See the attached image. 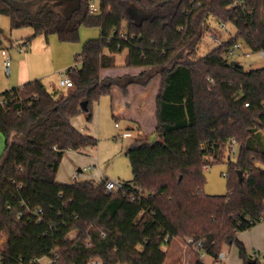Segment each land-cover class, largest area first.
I'll list each match as a JSON object with an SVG mask.
<instances>
[{"label": "trees", "instance_id": "obj_1", "mask_svg": "<svg viewBox=\"0 0 264 264\" xmlns=\"http://www.w3.org/2000/svg\"><path fill=\"white\" fill-rule=\"evenodd\" d=\"M38 1L0 0L12 29L34 30L24 47L40 34L76 43L83 26L101 32L65 69L73 80L65 92L40 78L2 91L0 264H168L179 238L202 242L192 264L218 257L226 244L244 264H264L238 239L264 216V66L232 65L230 53L238 42L264 51V0H100L96 13L91 0H77L67 15ZM212 19L236 31L199 56ZM125 50V65L141 72L103 76ZM157 75L159 138L128 146L133 178L111 191L105 179L58 181L66 150L98 144L72 118L84 113L90 122L102 95L114 87L126 95ZM225 158L228 191L206 194L205 170Z\"/></svg>", "mask_w": 264, "mask_h": 264}, {"label": "rangeland", "instance_id": "obj_2", "mask_svg": "<svg viewBox=\"0 0 264 264\" xmlns=\"http://www.w3.org/2000/svg\"><path fill=\"white\" fill-rule=\"evenodd\" d=\"M60 0H39L40 5L44 8L46 6H54L60 13L69 14L70 11L76 7L77 0H62L58 5ZM96 5H100V0H94ZM75 2V3H74ZM75 4V6H74ZM73 7V8H72ZM71 9V10H70ZM132 11V10H131ZM213 25H215V29L210 30L205 33L203 36L202 43L200 44L197 54L199 56H203L206 52L214 48L218 45L219 41L211 38V33H215L220 41L227 40L229 35H232L236 31V27L234 24L226 23L222 28L220 27L219 22H215L214 19L211 21ZM0 84L1 82L6 83L8 79L12 78V76H7L4 72L3 66V51H6L11 56V62L13 64L16 63V59L18 57L17 54H26L29 52V49L26 47H20L16 44L17 40L22 39L21 35H18V32L21 31L23 34L22 36L30 35L33 29L30 27L25 28H15L12 29L10 26V18L7 15L0 13ZM101 29L98 27H82L80 32V39L76 43H66L60 42L57 35L52 34L48 37L49 41H52L53 52L51 54H47L42 57L43 62H40L38 65V69H41V73H46V76H50L48 78L49 82H53L55 85L60 80V73L63 70L67 69L68 67L75 65V55L80 52L85 44V42L89 39H93L95 37L100 36ZM19 36V37H17ZM17 37V39H16ZM14 42L11 44L9 40ZM32 41V40H31ZM24 43V42H23ZM22 43V45H23ZM31 43V42H30ZM29 43V45H30ZM126 51L122 53H117L115 55L116 58V66L118 68L125 67V54ZM250 53L249 56L246 54ZM30 64L36 65L37 62L34 58H30ZM232 60H236L240 62L245 68H255L264 66V58L259 56V52L252 51L250 48L246 47L243 44V47L236 48L234 54L231 55ZM65 63H70L65 66ZM3 69H2V66ZM117 68V69H118ZM103 69L101 73L103 74ZM120 70H112L110 73H119ZM130 76H136L138 74H133L127 72ZM124 75V74H123ZM104 76V74H103ZM115 76H122V75H115ZM55 81H54V80ZM47 80V79H46ZM47 80V81H48ZM7 88H3L2 91L6 90ZM114 89H119L118 87H114ZM59 90L65 92L67 87H59ZM0 91V96L2 94ZM112 97L111 95H102L98 100H95L93 105V117L92 120L89 122L86 120L85 114L80 113L79 115L72 118V121L75 123V126L78 127L80 130L87 131L91 135L98 137V145L96 148L91 149L87 147L85 149V153H77L73 152L72 150H66V154L59 166L58 175L62 177L64 180L67 181H75L72 178V175L76 172L78 173V169H84V166H89L90 169L85 170L83 174L79 176L78 181H83L86 179H101V178H108L110 180L114 179H121V181H130L133 178V171L132 167L129 163V158L126 155V150L128 146L135 141H154L157 140L156 134L150 135H143L140 139H135L130 137L128 134V126L131 125L128 119L124 117H114L112 112ZM117 123V125H116ZM135 130H138L136 124H132ZM1 140H3V147L0 151V155L4 151L5 147V137L0 132ZM1 143V142H0ZM231 159H235L238 155V146H235L233 152H229ZM229 162L227 158L222 161L215 162L207 167L205 170V179L206 183L204 186V191L206 194H215V195H224L228 191V178H226V173L228 172ZM93 168V169H92ZM180 239V240H179ZM178 240L182 242V239L179 238ZM4 242V237L0 238V244L2 246ZM186 245V243H183ZM165 248H168L165 246ZM188 251L192 252V261L193 255L195 252V248L187 247ZM187 253V252H186ZM187 257V256H186ZM184 257L181 255L180 252L175 250L172 246L168 248V264H189V257ZM205 262L208 264L212 263L213 259L211 256L204 257ZM43 263H47V259L44 258L42 260ZM192 264V263H190Z\"/></svg>", "mask_w": 264, "mask_h": 264}, {"label": "crops", "instance_id": "obj_3", "mask_svg": "<svg viewBox=\"0 0 264 264\" xmlns=\"http://www.w3.org/2000/svg\"><path fill=\"white\" fill-rule=\"evenodd\" d=\"M33 33H34V30L30 33V35L22 36L23 34L21 33V31H19L18 35L19 36L21 35L22 39L21 41L17 40L16 44L20 46L21 48L24 47L22 46V43L25 41L27 37L31 36ZM9 42H11V44L14 43L12 42L11 39L9 40ZM52 46H53L52 41H49L48 38H46L43 34L35 36L32 39L30 45L27 47L29 49V52H27L26 54H17L18 57L16 59V63L13 64L12 62V68H11L10 74L9 75L6 74L7 76H12L13 74L14 75L12 78L5 81L6 83L1 82L0 91H2V89L5 87L7 89L17 87L28 81H32V79H36V78L42 79L45 85L47 86V88H49L50 90H59L60 80H58V82L56 83L58 85H55L53 82H49V81H52V79L48 80V78L50 77L49 75L46 76L45 75L46 73H41V69H38V65L40 64V62H43L42 57L47 54H51L53 52ZM30 58H34L37 64L31 65L29 61L31 60ZM68 64L65 63V66ZM124 66L125 67H121V68L112 67L110 69H105L103 71V74L104 76L123 75L127 72H130L133 74H139L142 70V67H129L126 65ZM2 69H3V66H2ZM112 70H120L121 72L120 74L110 73L112 72ZM159 83H160V75H157L147 85L131 84L128 86L129 91L126 95L123 93L121 89L113 88L114 90L112 93L113 97H112V103H111L113 115L114 117H124L125 119H128L131 124L128 126L129 131H128V134H125L126 136L129 135L132 138L140 139L142 138L143 135L146 136L150 134H156L157 137H159V135L156 133L157 118H155V110H156L155 99H156L157 92L159 90ZM132 124H136V126L138 127V130H135L134 127H132ZM2 141L3 140H1V137H0V142H1L0 151L3 147ZM72 151L81 153V154L85 153V149H83L82 151H75V150H72ZM83 168L84 169H81V168L78 169V179H79V176L83 174L85 170L90 169V165L84 166ZM73 175H72V178L74 179ZM57 179L58 181L62 183L71 182V181L65 182L66 180H64L58 174H57ZM102 179H108V178H101L98 180L93 179V180L95 182H99ZM238 239L244 242L249 253L255 256L258 255L260 260L264 262V219L257 222L256 226H254L253 228L241 231L238 234ZM179 240L178 239L174 240V243H172V245L170 246H172L175 250L180 252L181 255H183L184 257L186 256L189 257L188 258L189 264L192 263V260H191L192 252L188 251L187 249L189 245H187L186 240L182 239V242ZM184 242L186 243V245L183 244ZM189 247L194 248L193 246H189ZM222 252L226 256L222 264H244L243 259H241L240 255L238 254L239 253L238 247L235 244L224 245L222 248ZM205 256L206 254L201 255L203 260ZM211 257L213 259L211 264H213L215 261V257L213 256ZM205 263L208 264L207 262Z\"/></svg>", "mask_w": 264, "mask_h": 264}, {"label": "built area", "instance_id": "obj_4", "mask_svg": "<svg viewBox=\"0 0 264 264\" xmlns=\"http://www.w3.org/2000/svg\"><path fill=\"white\" fill-rule=\"evenodd\" d=\"M98 11V6L96 5L95 1L94 0H91V3H90V12L92 13H96ZM225 24L224 23H221V26L223 27ZM211 38L215 39L216 41H220V38H218V36H216L215 33H211ZM243 47V43L242 42H238L234 49L230 51L231 55L234 54V51L236 48H241ZM259 52V56L261 58H264V51L260 50L258 51ZM250 53H247L246 55L249 56ZM158 56L164 58V56L161 54V53H158L157 54ZM2 62H3V66H4V70H5V73L7 75L10 74L11 72V68H12V62H11V56L6 52V51H3V59H2ZM61 77H60V86L62 87H71L73 85V80H72V77L70 75H68V73L63 70V72L60 73ZM74 179L77 180L78 179V173H75L73 175ZM105 183H106V187H107V190L111 191V190H114V189H121L123 187V183L120 179H114V180H110V179H105ZM263 219H264V216H263ZM186 242H187V245L189 246H193L196 250H200L201 248V245H202V242L201 241H196V242H193L192 239H186ZM193 244V245H192ZM1 246V244H0ZM225 255L224 253L221 251L219 254H218V257L215 258V261L213 264H222L223 260L225 259ZM47 259V263L50 261L49 258H45ZM44 260V258L41 259V261ZM95 264H99L98 261H95ZM184 264V263H182Z\"/></svg>", "mask_w": 264, "mask_h": 264}, {"label": "water", "instance_id": "obj_5", "mask_svg": "<svg viewBox=\"0 0 264 264\" xmlns=\"http://www.w3.org/2000/svg\"><path fill=\"white\" fill-rule=\"evenodd\" d=\"M0 41H1V39H0ZM236 63H237L236 60L231 61V64H232V65H234V64H236ZM86 104H87V101H86V100H84V101L81 102V106H83V107H86V106H87ZM241 174H242V172L239 171V176H241ZM254 263H255V261L253 260V261H252V264H254Z\"/></svg>", "mask_w": 264, "mask_h": 264}]
</instances>
